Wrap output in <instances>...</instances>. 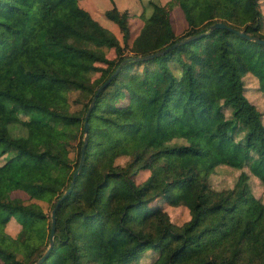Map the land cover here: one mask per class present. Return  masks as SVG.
Returning <instances> with one entry per match:
<instances>
[{
    "label": "trees",
    "instance_id": "trees-1",
    "mask_svg": "<svg viewBox=\"0 0 264 264\" xmlns=\"http://www.w3.org/2000/svg\"><path fill=\"white\" fill-rule=\"evenodd\" d=\"M222 1L196 23L201 0H150L149 15L139 13L149 25L132 38L129 11L113 4L103 13L120 41L79 0H0V264H33L45 249L51 216L38 199L51 210L68 186L88 103L120 61L88 113L84 161L38 264H131L146 253L144 264H264L261 200L254 216L219 233L225 212L250 193L243 167L264 180V107L243 81L253 75L264 102V42L234 30L264 38V0ZM215 20L234 29H210ZM92 118L143 148L108 149L109 128ZM48 122V131L35 127ZM218 164L240 169L232 185L210 184ZM165 205L187 207L188 217L173 220Z\"/></svg>",
    "mask_w": 264,
    "mask_h": 264
},
{
    "label": "rangeland",
    "instance_id": "rangeland-1",
    "mask_svg": "<svg viewBox=\"0 0 264 264\" xmlns=\"http://www.w3.org/2000/svg\"><path fill=\"white\" fill-rule=\"evenodd\" d=\"M151 1L162 3L166 2L167 0ZM222 3V0H201V7L198 9L195 22H200L204 17L214 11V9H216ZM79 4L87 9L91 13V15L100 23L109 27L116 34L120 41H122L121 32L119 31L117 24L107 18L103 13L104 9L111 7L113 4H115L119 9H127L129 11V22L131 30L130 38H132L134 33L146 29L149 25V21L145 18H142L139 13L143 10L145 16L149 15L151 11L150 0H79ZM170 17L175 32H181L186 26V21L178 5L174 4L170 7ZM105 52L108 56L114 55L112 48H105ZM52 63L62 72L67 71L66 68L56 60H53ZM96 74L98 73H93L92 77H94ZM243 81L245 85V93L247 94L249 99H251L258 108L263 109L264 102L261 92L257 87L258 85L256 78L253 75L248 74L243 76ZM150 109L151 108H146L145 112L148 113ZM91 123L94 126L106 125L104 124V122L98 120L97 118H92ZM106 126L109 128L107 136L108 149L121 148L125 151H133L134 149L143 148V143L134 145L128 144L126 142L124 132H122L117 127L110 125ZM35 127L40 131H48L51 127V123H36ZM243 168H245L249 173V185L251 189L250 193L247 194V196L236 208L227 210L225 212V220L219 229L220 234H224L230 231L231 228L243 218L254 216L258 210L257 200H261L264 203V180L252 174L246 166H244ZM239 171L240 169L231 167L227 164H218L210 173L209 182L215 188L230 186L234 182L235 177L237 176ZM145 173L146 170L141 171L140 177L144 176ZM15 193L23 194L20 190H15ZM38 202L40 203L42 208L50 214L48 199H38ZM165 206L173 220H177L178 222H180L181 220H184L188 217L187 207L183 205ZM176 213L179 215L176 216ZM149 257V253L143 254L138 260L132 262L131 264H144L145 261L149 259Z\"/></svg>",
    "mask_w": 264,
    "mask_h": 264
},
{
    "label": "water",
    "instance_id": "water-1",
    "mask_svg": "<svg viewBox=\"0 0 264 264\" xmlns=\"http://www.w3.org/2000/svg\"><path fill=\"white\" fill-rule=\"evenodd\" d=\"M229 27L230 29H234L232 26H228L226 25L223 21L221 20H215L213 22H211L209 24V28L212 29L214 27ZM236 30L239 34H242V35H245L247 36L248 38H252L254 39L255 41H260V42H264V38L256 35V34H247L246 32H244L243 29H234ZM207 30H202V31H199L197 33H194V34H189V35H186L184 36L183 38H180L179 40H176L174 41L172 44L170 45H167L163 48H160V49H157V50H154V51H151L145 55H137V56H134V58L136 59H141V58H145V57H149V56H152V55H157V54H160V53H163L164 51L168 50L171 46L175 45V44H178V43H181L183 41H186L190 38H193V37H196V36H200L202 35L203 33H205ZM122 61L119 62V64L110 72V74L104 79L102 80L95 88V91L90 99V102L88 103V106H87V109L84 113V117H83V124H82V142H81V147H80V158H79V162H78V165L76 166V168L74 169L73 173H72V178L68 184V186L64 189V191L62 192V194L60 196H58L55 200V203L53 204L51 210H50V216H51V222H50V232H49V236H48V243L45 247V249L43 250V252L36 258V260L34 261L33 264H38L44 257H46V255L48 254L49 252V249L53 243V236H54V221H55V208H56V205L58 204L59 200L72 188V185L74 183V178H75V175L77 174L79 168L81 167V165L83 164V161H84V146H85V143H86V140H87V133H88V113L95 101V98L98 94V92L104 87L106 86V84L109 82V80L112 78V76L117 72V70L119 69L120 65H121Z\"/></svg>",
    "mask_w": 264,
    "mask_h": 264
},
{
    "label": "crops",
    "instance_id": "crops-1",
    "mask_svg": "<svg viewBox=\"0 0 264 264\" xmlns=\"http://www.w3.org/2000/svg\"><path fill=\"white\" fill-rule=\"evenodd\" d=\"M136 33H137V32H136ZM136 33H134L133 36H134ZM133 36H132V37H133Z\"/></svg>",
    "mask_w": 264,
    "mask_h": 264
}]
</instances>
